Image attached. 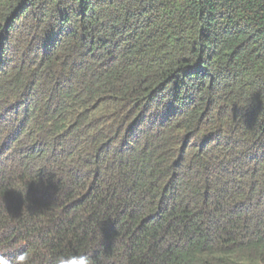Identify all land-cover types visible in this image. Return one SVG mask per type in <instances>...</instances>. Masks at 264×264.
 <instances>
[{"label":"trees","instance_id":"1","mask_svg":"<svg viewBox=\"0 0 264 264\" xmlns=\"http://www.w3.org/2000/svg\"><path fill=\"white\" fill-rule=\"evenodd\" d=\"M264 264V0H0V256Z\"/></svg>","mask_w":264,"mask_h":264},{"label":"clouds","instance_id":"2","mask_svg":"<svg viewBox=\"0 0 264 264\" xmlns=\"http://www.w3.org/2000/svg\"><path fill=\"white\" fill-rule=\"evenodd\" d=\"M29 257L26 254H20L16 257V264H28ZM0 264H9V261L0 256ZM53 264H91L87 253H75L69 256H58Z\"/></svg>","mask_w":264,"mask_h":264}]
</instances>
